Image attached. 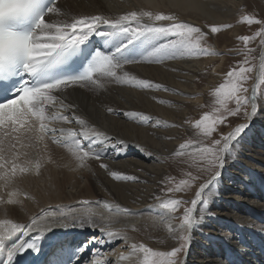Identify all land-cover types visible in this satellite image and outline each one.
I'll return each instance as SVG.
<instances>
[{"label": "snow or ice", "instance_id": "1", "mask_svg": "<svg viewBox=\"0 0 264 264\" xmlns=\"http://www.w3.org/2000/svg\"><path fill=\"white\" fill-rule=\"evenodd\" d=\"M187 6L191 10L199 7L196 0H187ZM239 22L259 26L251 35L237 37L244 45L237 54L244 59L231 67L223 82L212 90L215 99L211 110L203 112L195 121H185L196 130L198 139L185 140L172 154L188 156L189 160L183 162L189 167L203 168L212 175L199 183L190 201L176 198L175 194L191 190L200 180V176L191 171L185 172V178L179 180L173 176L164 177L160 181L165 186L162 192L173 195L154 197L160 210L159 220L165 224L176 246L169 251H159L144 243H129L127 232L113 229L111 225L117 222L115 215H128L130 210L103 201L100 205L113 215L101 216L88 209L79 215L73 214L71 220L73 226L91 227L101 235L74 247L62 248L63 255L55 258L52 264H80L93 245H104L115 239L123 240L129 251L114 249L104 253L94 249L85 264H113V256L115 264H183L181 254L189 248L192 232L205 216L212 215L207 206L215 194L226 159L234 156V145L249 125L240 123L227 133L220 132V126L226 125L229 117L242 112L250 121L257 113L258 98L264 97V18L243 14ZM231 27L230 24H212L208 25L210 31L205 32L173 13L161 11L140 9L113 17L72 15L62 8L59 0H0V189L14 185L18 176L39 174L45 158L31 159L26 149L43 145L46 150V139L65 147L78 168L86 167L90 159L101 160L109 147L106 144L109 137L76 114V106L66 102L69 90L96 91L108 84L159 89L161 85L138 78L126 71V66L163 63L177 56L214 54L203 42L210 34ZM94 37L100 38L101 46L94 43ZM257 40L261 49L258 65L252 63L256 59L255 49L249 47ZM254 71L257 72L255 82L250 88L246 87ZM125 115L138 117L139 123L150 120L143 113ZM73 123L79 127L63 126ZM152 126L157 127V124ZM100 167L108 169L105 163ZM109 175L115 180L137 179L119 171H109ZM19 194L18 189L7 192L6 200L0 196V204L19 203L16 199ZM46 217L47 214L37 216L28 223L0 220V255L4 257L0 264H16L17 257L28 250L41 251L39 241L52 231L55 220L66 219L63 214L61 217L52 214L53 223H49ZM59 226L68 227V224L61 222ZM33 233L36 235L32 236Z\"/></svg>", "mask_w": 264, "mask_h": 264}, {"label": "bare ground", "instance_id": "2", "mask_svg": "<svg viewBox=\"0 0 264 264\" xmlns=\"http://www.w3.org/2000/svg\"><path fill=\"white\" fill-rule=\"evenodd\" d=\"M240 2L196 0L199 7L191 10L187 0H59L62 8L72 15L113 17L127 11L145 9L173 13L184 21L203 18L222 24L231 22ZM212 60L213 57L200 59L197 56H177L163 63L142 62L126 66L125 70L138 78L161 85L159 89L108 84L96 91L81 88L69 90L66 102L76 106V114L109 137L106 141L109 145L107 151L102 154L101 160L90 159L86 167L78 168L65 147L46 139L44 143H47V149L43 150L41 145L36 152L38 157L46 160L43 162L44 172L40 171L36 178H22L20 185L0 189V196H4L5 200L9 191L18 189L20 193L16 197L19 203L0 204V220L28 223L34 217L47 214L48 222L53 223L52 214L56 217L63 214L66 219L55 220L52 231L47 233L50 234L47 235L48 241L51 243L55 240L51 233L58 234L60 238L59 235L68 232L64 242H58L61 246L67 243L74 247L77 243L86 242L88 237H99L101 234L91 227L73 226V214L79 215L92 209L101 216L113 215L99 203L109 201L130 210L128 215H115L117 222L111 225L113 229L126 231L129 243L171 246L175 241L169 236L165 224L159 220L160 210L156 207L154 197L158 196L160 181L170 170V161L179 158L167 156L184 142H181L183 139L179 127L188 117L190 108L202 104V90L214 85V76L203 87L199 85L203 71ZM159 100L165 102L160 103ZM257 106V113L250 121L245 118L236 124L249 125L234 145L239 156L230 169L228 165H232L231 157L226 159L216 182L215 194L207 206V211L212 215L205 216L192 232L189 248L195 249L188 259H184L183 264H238L236 259L229 256L234 252L240 254L243 264H264L263 235H256L260 239L259 251L255 242L244 239L246 236L240 225L243 224L249 232H260L263 228V225L253 220V216L264 219V197L261 195L264 188V99L258 98ZM108 108L113 111L108 112ZM125 113H143L150 120L139 123L138 117H129ZM153 124H157V127H153ZM63 126L79 127L75 123ZM241 155L242 159L239 158ZM48 157L50 160H47ZM101 163L107 164L108 169L101 168ZM109 171H119L137 179L115 180ZM194 194L192 192V198ZM84 201L90 203L85 205ZM61 222L68 224V227L59 226ZM235 223H238L237 227ZM80 232L89 234H84L86 239L80 240L83 236ZM122 245L124 241L121 239L93 245L80 264H85L94 249L104 253L114 249L127 253L128 247ZM111 259L115 264V256Z\"/></svg>", "mask_w": 264, "mask_h": 264}, {"label": "rangeland", "instance_id": "3", "mask_svg": "<svg viewBox=\"0 0 264 264\" xmlns=\"http://www.w3.org/2000/svg\"><path fill=\"white\" fill-rule=\"evenodd\" d=\"M243 14H254L257 18H264V0H241L240 6L236 9L235 14H233L231 22L227 23V24L232 25V27L222 29L220 32H218L216 34H210L207 37V39L203 42L204 45L206 47L210 48L214 54L198 55L197 57H199L200 59H206V58L209 59V57H213L214 60L210 61L209 64L206 66V70L203 71V74L200 77L201 82L199 85L201 87H203L205 85V83L210 78H213V76H214L215 81H214V85H212L209 88H205L204 90H202V95H201L202 96V100H201L202 104H200V106L197 108H190L189 113H188L189 115L185 121H195L196 119H198L200 117V115H202L203 112L211 110V106H212L214 99H215L214 96L212 95V90L216 86H218L219 83L223 82L224 75L227 73V71L231 67L235 66L238 61H242L244 59L243 55L237 54V50L242 49L244 47L243 43L241 41H239L237 39V37L242 36V35H251L253 32H255L257 30V28L259 26L248 25L246 23H240L239 21H240V18ZM187 22H191L194 25L201 27L202 31H205V32L210 31V29L208 28V25L222 24V23H218V22H215V23L214 22H208L207 20H205L203 18H191L189 21L187 20ZM258 43H259V41L257 40V41H255L249 45V47L255 49L253 56H255L256 59L253 60L252 63L257 64V65L259 64V54L261 51V49L258 47ZM214 71H216V72H214ZM255 73H256V71L251 73V75L253 76V79H250L249 81H247V83L245 85L246 87H249V88L251 87L253 80L255 79ZM251 80H252V82H251ZM260 99L262 100V99H264V97H261ZM230 106L234 107V105H230ZM248 111L250 112V107H249ZM245 118L246 117L243 114V112L238 116L229 117L227 120V124L221 125L219 131L222 133H227L238 122L245 120ZM185 121L182 123V126L179 127V130L182 132V139H183V140H181V142L188 140V139H193V140L198 139V137L195 135L196 130L194 128H192L190 126V124H186ZM214 137L216 139H219V136L216 134H214ZM204 142L208 143V141H204ZM176 150L167 154L168 158L172 159L173 158L172 154ZM236 150L237 149L234 148L233 151L235 154H234V156H230L232 165H228L229 169H230V167L233 166L235 158H238L237 156H239L238 152ZM26 151L29 152V158H31V159H36L39 156L36 153L37 148L26 149ZM239 158L242 159L243 158L242 155ZM182 160L183 161L189 160V157L185 156L182 158L179 157V158L172 159L171 160L172 162L170 161V166H169L170 170L167 172L166 176H173L177 180H179V179L185 178L184 173L188 172V171H191L193 173V175H199L200 176V180L193 185L191 190L175 194L176 198H182L184 200L190 201L193 197L192 192H195L198 189L199 183H203L205 180H207L212 175V173L207 171V170H204L203 168L189 167V164L184 163ZM42 170L44 172L43 166L40 169V171H42ZM171 172H172V174H171ZM27 177H31V178L35 177L36 178L37 174L35 172H32L29 174H24V175L18 176L16 178L17 180H15L16 182L14 184L20 185L21 184V183H19L20 180L22 178H27ZM164 187H165L164 185L159 183L158 196L164 197L165 195H168V196L173 195V194H165L164 192H162V188H164ZM66 189H67V191L70 190L69 188H66ZM261 195L264 197V188H262ZM182 211H183V209H181V212ZM253 220H255L260 225H263V228H262V230H260V232L259 231L258 232L257 231H254V232L251 231V232L253 234H255V236L256 235L258 236V234L263 235L262 237L264 238V231H263L264 230V219H262L261 216L254 215ZM235 224L237 227L238 223H235ZM240 225L242 226L241 231H243V234H245L244 236H246L245 240L250 242L251 240L248 237L250 232L244 229L243 224H240ZM234 226L235 225H231V227H234ZM84 233L86 236H88V234H89V232L88 233L84 232ZM84 237L85 236L83 234L82 239H80V240H84ZM88 238H87V240H88ZM85 239H86V237H85ZM146 245H148V244H146ZM148 246L153 248V249L159 250V251H169L172 247L176 246V241L173 242L171 244V246H162V245H159V246L148 245ZM194 249L195 248H188L186 253L181 254V259L183 260V262H184V259L189 258L190 254L193 252ZM211 249L215 250V248H211ZM258 249H259V251L261 250L260 248H258ZM192 255H196V253H193Z\"/></svg>", "mask_w": 264, "mask_h": 264}]
</instances>
